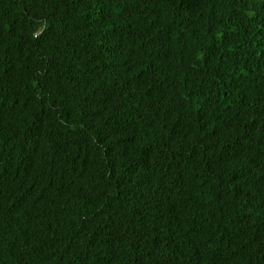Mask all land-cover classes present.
<instances>
[{
  "label": "trees",
  "instance_id": "1",
  "mask_svg": "<svg viewBox=\"0 0 264 264\" xmlns=\"http://www.w3.org/2000/svg\"><path fill=\"white\" fill-rule=\"evenodd\" d=\"M0 264H264V0H0Z\"/></svg>",
  "mask_w": 264,
  "mask_h": 264
}]
</instances>
